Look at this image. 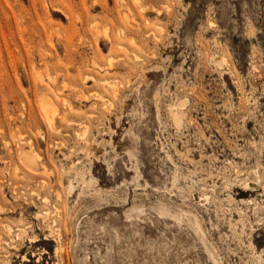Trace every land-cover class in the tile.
Masks as SVG:
<instances>
[{
    "label": "rangeland",
    "instance_id": "1",
    "mask_svg": "<svg viewBox=\"0 0 264 264\" xmlns=\"http://www.w3.org/2000/svg\"><path fill=\"white\" fill-rule=\"evenodd\" d=\"M0 264H264V0H0Z\"/></svg>",
    "mask_w": 264,
    "mask_h": 264
},
{
    "label": "bare ground",
    "instance_id": "2",
    "mask_svg": "<svg viewBox=\"0 0 264 264\" xmlns=\"http://www.w3.org/2000/svg\"><path fill=\"white\" fill-rule=\"evenodd\" d=\"M112 64V63H111ZM110 65V64H109ZM56 107V106H55ZM50 109V108H49ZM53 111V110H52ZM51 114H53V112H51ZM55 114V113H54ZM50 123V122H49ZM53 123V122H52ZM198 222H196V224H197Z\"/></svg>",
    "mask_w": 264,
    "mask_h": 264
}]
</instances>
